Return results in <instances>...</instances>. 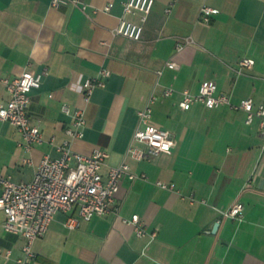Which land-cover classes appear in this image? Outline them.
Segmentation results:
<instances>
[{"label":"crops","instance_id":"1","mask_svg":"<svg viewBox=\"0 0 264 264\" xmlns=\"http://www.w3.org/2000/svg\"><path fill=\"white\" fill-rule=\"evenodd\" d=\"M77 1L0 0V100L12 97L5 78L43 74L28 108L43 141L28 149L19 128L0 120V172L30 182L42 159L60 156L68 140L84 155L109 153L105 178L122 163L138 177L125 176L112 209L77 229L65 226L77 209L59 212L34 242V264H264L260 118L249 124L247 112L229 104L180 105L184 91L196 94L204 81L217 82V94L232 104L252 97L256 108L264 105V0H155L141 40L115 33L126 0ZM205 4L220 9L210 22L200 17ZM244 58L255 65L242 67ZM102 69L111 74L87 101L78 83ZM78 107L85 108V135L72 138ZM147 107L152 122L171 132L172 149L140 160L131 148L147 149L135 139ZM237 201L243 216H225ZM134 214L147 235L124 221ZM24 244L0 219V264H16Z\"/></svg>","mask_w":264,"mask_h":264},{"label":"built area","instance_id":"2","mask_svg":"<svg viewBox=\"0 0 264 264\" xmlns=\"http://www.w3.org/2000/svg\"><path fill=\"white\" fill-rule=\"evenodd\" d=\"M69 1L52 0V4L59 7ZM72 1L78 4L77 0ZM154 5L155 0H126L125 14L120 17L115 33L133 40H141ZM82 8L86 10L87 6L83 5ZM109 9L110 6H107L106 10ZM219 12V8L205 4L200 17L210 22ZM129 15L138 16L139 20L130 19ZM240 64L242 67L252 68L255 60L244 58ZM169 65L175 67L176 64L171 61ZM110 74L108 69H102L99 77L87 78L78 83V89L85 95L87 101L90 100L96 87L105 86L104 78ZM4 82L12 97L7 102L0 100V120L16 125L24 137L25 146L30 149L33 144L43 141L40 127L32 124L28 114L31 93L42 86L43 74L25 71L14 79L5 78ZM173 91V88H169L166 94L170 95ZM217 91V82L204 81L198 93L184 91L180 105L183 109H190L198 101L210 108L229 104L245 110L249 124L259 117L264 133V105L256 108L252 97L245 98L235 105L227 94H217ZM64 110L69 112L67 106ZM73 114L74 127L69 128L68 133L72 138H82L85 135V108L78 107ZM140 119L141 124L135 131V139L145 143L147 149L132 147V155L141 160L171 151V132L152 122L150 107L140 111ZM59 151L58 157L47 155L42 159L34 179L30 182L18 183L0 172V185L3 189L0 194V219H3L8 231L19 233L25 238L23 255L17 259L16 264L35 263L34 242L47 233L59 212H71L77 209L78 214L70 213L65 220L66 227L77 229L83 220L89 221L95 215L108 213L112 209L125 176L128 175L131 179L138 177L132 172L129 164L122 163L112 167L105 178L102 169L109 153L101 149L95 150L91 155H84L74 151L70 141L67 140L59 146ZM159 184L164 188L173 187L162 181H159ZM244 209V203L237 201L224 214L227 217L241 218ZM124 221L133 224L138 235L148 234L139 214H134L129 219L125 218ZM150 234L155 238L157 231H152Z\"/></svg>","mask_w":264,"mask_h":264},{"label":"water","instance_id":"3","mask_svg":"<svg viewBox=\"0 0 264 264\" xmlns=\"http://www.w3.org/2000/svg\"><path fill=\"white\" fill-rule=\"evenodd\" d=\"M217 226L214 227V229H216Z\"/></svg>","mask_w":264,"mask_h":264}]
</instances>
